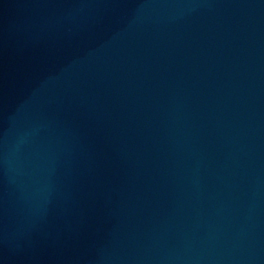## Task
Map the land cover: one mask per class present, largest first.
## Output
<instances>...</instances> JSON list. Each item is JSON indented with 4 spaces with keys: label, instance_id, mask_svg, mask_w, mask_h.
I'll use <instances>...</instances> for the list:
<instances>
[{
    "label": "water",
    "instance_id": "water-1",
    "mask_svg": "<svg viewBox=\"0 0 264 264\" xmlns=\"http://www.w3.org/2000/svg\"><path fill=\"white\" fill-rule=\"evenodd\" d=\"M0 264H264V0H0Z\"/></svg>",
    "mask_w": 264,
    "mask_h": 264
}]
</instances>
